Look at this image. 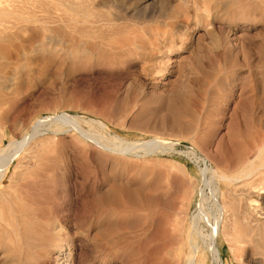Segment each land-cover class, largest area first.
Instances as JSON below:
<instances>
[{"label":"rangeland","instance_id":"1","mask_svg":"<svg viewBox=\"0 0 264 264\" xmlns=\"http://www.w3.org/2000/svg\"><path fill=\"white\" fill-rule=\"evenodd\" d=\"M43 1L0 0L7 70L18 68L0 149L47 121L37 138L58 148L44 194L64 259L263 264L242 237L247 222L264 231V0ZM62 113L80 123L54 129ZM228 199L242 226L222 212L212 254L214 219L195 222L194 244L188 225L201 201L213 215ZM16 237L0 226V264H44L33 249L14 261L3 245Z\"/></svg>","mask_w":264,"mask_h":264},{"label":"bare ground","instance_id":"2","mask_svg":"<svg viewBox=\"0 0 264 264\" xmlns=\"http://www.w3.org/2000/svg\"><path fill=\"white\" fill-rule=\"evenodd\" d=\"M73 23L74 21L70 22L69 24ZM10 29L12 28L5 24H3L0 28V58H5V60L0 61V107H2L4 104L10 103L8 97L13 93L18 79L17 67H11L9 70H7L9 67V63L6 61L7 57L9 56L7 43H10L11 38H13V33ZM2 70H5L4 73H2ZM42 119L41 121L37 122L33 129L29 131V133H25L26 135H24L22 139L9 140V142L0 149V185L3 181V178L8 177L9 181L6 185V188L8 190L12 189V192H7V196L2 197L1 195L0 197V226L2 227L5 222L9 231L11 229V231L19 233V237L16 238L20 241L12 247H9L11 242L4 241L3 246L6 247L7 253L13 257L14 261L18 260V252L20 250L23 249V251H30L33 249L38 252V256L39 258L43 259L44 264L46 261L47 264H50L52 257L56 260L55 264H70L67 262L68 260H65L66 258L64 259V250L68 247V240L65 239L64 224L62 219L58 217L57 214H51L44 194V189H46V187H49V185H51L53 182L56 183L55 180L58 176L56 171H59L57 170V167H59L57 164V162H59L57 161L59 159V154L57 156L56 153L59 151H53L57 157L51 153L52 150L58 148H56L57 145L56 147L54 146L55 148L51 147V141L49 147L53 149L51 151L49 150L47 144L50 141H48L49 139H47V136L45 137L44 135L48 143L40 141L43 137H38L39 139L37 138L41 132H45L42 130L44 129V124L47 121H44L45 118L43 121ZM49 121H51V119ZM52 122L55 124L54 129H61L63 124H70L75 127V125L80 123V119L77 116L69 117L68 115L62 113L55 115ZM48 129L50 128L48 127ZM107 140L106 143L108 144ZM163 143L167 142L163 141ZM53 144L55 145L54 142ZM150 147L157 148L154 145H151ZM20 153H24V157H20ZM14 161L16 162L15 164ZM11 167L14 168L12 172H10ZM209 171H211V173L214 172L212 169ZM241 173L242 172H240V174ZM243 173H245V170ZM219 175L225 180L231 179L227 177V174ZM171 183L173 184L172 180L169 182V185H172ZM215 189L217 192L218 189ZM227 197L230 199L229 196ZM225 200L223 202V206L218 208L216 213L213 215L207 210L203 201H201L198 207V213L193 216L192 221H190V224L188 225L189 232L192 230L190 232V239L194 244V241L196 240L194 236H202V232L197 228L195 222H197L199 219H204L209 224V222L214 219V226L212 227V232L210 235L211 242L207 243V248L210 250V252H212V254L216 253L213 242L220 231L219 223L222 219V212H224L226 215H232L234 218V224L236 226H242V220L240 221V219H237V216L235 215L238 214V210H233V208L236 209L237 206L235 207V205H233L230 200L229 202L231 205L229 202L226 203L228 200L226 202ZM234 211L236 212L234 213ZM247 223V230L244 231L242 242L253 245V248H255L256 251L259 252L258 254L261 256V258H263L262 261L264 264V231L256 230L254 229V224H251L250 222V224ZM223 233L227 235L225 231ZM236 238H239V236L237 235Z\"/></svg>","mask_w":264,"mask_h":264}]
</instances>
